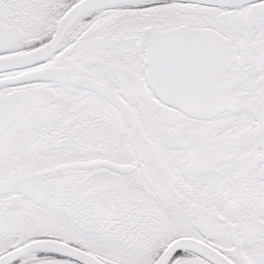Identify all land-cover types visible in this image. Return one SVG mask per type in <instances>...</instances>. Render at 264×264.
Masks as SVG:
<instances>
[{"label":"snow or ice","instance_id":"6c2138e0","mask_svg":"<svg viewBox=\"0 0 264 264\" xmlns=\"http://www.w3.org/2000/svg\"><path fill=\"white\" fill-rule=\"evenodd\" d=\"M0 264H264V0H0Z\"/></svg>","mask_w":264,"mask_h":264}]
</instances>
